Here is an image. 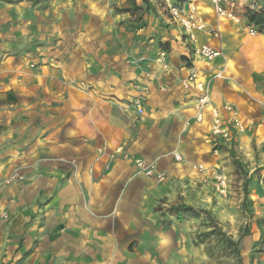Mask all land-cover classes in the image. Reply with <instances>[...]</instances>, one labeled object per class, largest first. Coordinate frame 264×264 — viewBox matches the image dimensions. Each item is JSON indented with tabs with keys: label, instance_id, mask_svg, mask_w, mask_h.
Listing matches in <instances>:
<instances>
[{
	"label": "rangeland",
	"instance_id": "obj_1",
	"mask_svg": "<svg viewBox=\"0 0 264 264\" xmlns=\"http://www.w3.org/2000/svg\"><path fill=\"white\" fill-rule=\"evenodd\" d=\"M183 2L0 0V264H264V140L252 137L249 155L240 151L237 135H250L252 124L234 104L222 109L214 106L211 86L221 75L203 79L194 70L208 83L210 96L203 121H196L204 123L206 114L211 116L216 108L228 123L225 107L230 105L245 131H236L229 123L230 136L216 137L211 116L208 142L210 154L217 155L214 165L197 161L189 166L178 151L171 153L177 164L173 171L158 167L159 159L135 158L137 175L160 186L158 198L146 208L135 207L138 211L96 215L89 210L84 217L59 212L62 208H52L47 193L42 202L37 198L35 174L28 173L26 165L13 164L19 153H6L19 139L3 141L9 131L35 130L38 122L51 129L59 124L52 122V115L67 99L59 97L57 89L91 94L100 87L121 86L126 93L140 80L123 82V75L144 69L153 53H159L164 69L169 70L165 50L180 55L187 51L181 56L186 66L192 65L191 59L204 61L195 57L193 43L170 12L171 5ZM224 5L238 21L227 20L241 26L243 40L250 43L251 71H258L259 39L264 35L248 23L246 13L264 11V0H224ZM208 13L214 15V23L225 20L212 7ZM177 26L178 35L173 31ZM252 26L255 34L250 32ZM214 38L221 40L220 33ZM217 51L220 54L206 62L226 59L225 49ZM230 52L239 50L234 46ZM82 63L88 67L85 74ZM227 64L235 72L236 64ZM183 90L196 93V117L199 94ZM133 105L143 108L139 101ZM98 154L108 152L100 149ZM109 157L117 158L113 153ZM138 160L152 165L153 175L140 172ZM60 162L79 169L76 160L61 158ZM19 209L29 212L21 215Z\"/></svg>",
	"mask_w": 264,
	"mask_h": 264
},
{
	"label": "crops",
	"instance_id": "obj_2",
	"mask_svg": "<svg viewBox=\"0 0 264 264\" xmlns=\"http://www.w3.org/2000/svg\"><path fill=\"white\" fill-rule=\"evenodd\" d=\"M211 7L213 9L210 3L199 4L208 29L197 33L198 44L225 49L226 61L218 59L209 63L191 59L192 65L186 66L181 56L187 55V51L180 55L165 50L169 64L166 70L159 53H153L147 59L150 64L145 65L149 69L144 67L123 75V82L132 78L140 80L135 89L125 93L121 86L114 90L100 87L98 92L91 94L75 88L57 89L56 94L67 101L52 115V122H59L55 128L38 122V125L33 124L35 130L28 131L32 128L29 127L24 133L9 131L6 134L5 142L19 137L5 152L19 153L13 164L26 165L28 173L35 174V191L39 190L37 198L40 201L47 193L52 208L59 206L62 208L59 212L71 216L84 217L90 211L96 215L134 212L140 204L150 206L151 200L160 194V186L154 179L137 175L135 158L149 162L159 159L158 167L173 171L177 164L171 153L178 151L189 166L197 161L214 165L217 155L210 154L208 142L211 116L207 113L204 123H198L194 114L196 93H185L180 85L181 79L192 70L209 80L220 74L222 78L214 80L211 86L214 106L222 109L225 104H234L247 123L252 124L250 135H237L241 152L249 155L252 137L264 140V39H259L261 68L251 71L253 55L249 51L250 43L243 40V29L227 19H216L214 23V15L208 13ZM179 28L173 30L175 34ZM215 30L219 31L221 40L211 34ZM234 46L239 53L230 52ZM224 62L236 64L235 72ZM87 68L82 63L84 74ZM130 101H139L144 113L139 114ZM7 124L12 125L10 121ZM100 149L108 154L99 156ZM118 150L122 153H117ZM110 153L117 158L111 160ZM61 158L76 160L78 171L61 163ZM67 173H71L70 176L62 178ZM28 212L19 209L21 215Z\"/></svg>",
	"mask_w": 264,
	"mask_h": 264
},
{
	"label": "built area",
	"instance_id": "obj_3",
	"mask_svg": "<svg viewBox=\"0 0 264 264\" xmlns=\"http://www.w3.org/2000/svg\"><path fill=\"white\" fill-rule=\"evenodd\" d=\"M169 1V0H167ZM200 3H210L213 6L214 12L220 19H231L238 21L236 16L226 9L224 5V0H185L183 3L178 5H171L170 12L173 18L182 26L185 34L189 37L190 41L193 43L194 55L199 59H203L204 61H211L214 57L220 54L218 49L209 44H198L196 39L197 32H202L208 29V23L204 19L203 15L200 12L199 4ZM250 29V32L255 34V27ZM213 37H219V31H211ZM220 76V74L218 75ZM182 86L186 90L194 89L198 97V105L196 108L197 114L196 118L199 122L203 121L204 118V108L210 103V96L208 93V83L203 82L199 74L192 70L183 80ZM138 110L140 113H143V108L138 105ZM229 112V121L228 123L223 117V114L220 110L213 108L211 110L212 116V124L211 130L212 134L216 137H229L231 134V130L229 129V123L234 128V130L239 132L245 131L244 124L237 117L236 112L232 109L230 105L225 107ZM231 111V112H230ZM102 151V150H101ZM121 152L118 150L117 153ZM111 157H114L113 155ZM180 158L176 156V159ZM137 166L140 172H145L148 175H153L154 170L153 166L146 164L144 161L138 160Z\"/></svg>",
	"mask_w": 264,
	"mask_h": 264
},
{
	"label": "trees",
	"instance_id": "obj_4",
	"mask_svg": "<svg viewBox=\"0 0 264 264\" xmlns=\"http://www.w3.org/2000/svg\"><path fill=\"white\" fill-rule=\"evenodd\" d=\"M178 2H183L184 0H177ZM145 4L149 5L150 0H144ZM134 5L137 6V3L134 2ZM141 9V7H136ZM246 19L250 25H254L258 28L260 34L264 35V11H253L248 10L246 13Z\"/></svg>",
	"mask_w": 264,
	"mask_h": 264
}]
</instances>
